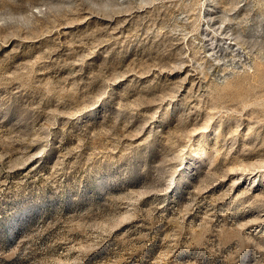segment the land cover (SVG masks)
I'll use <instances>...</instances> for the list:
<instances>
[{"label":"rangeland","instance_id":"1","mask_svg":"<svg viewBox=\"0 0 264 264\" xmlns=\"http://www.w3.org/2000/svg\"><path fill=\"white\" fill-rule=\"evenodd\" d=\"M0 264H264V0H0Z\"/></svg>","mask_w":264,"mask_h":264}]
</instances>
